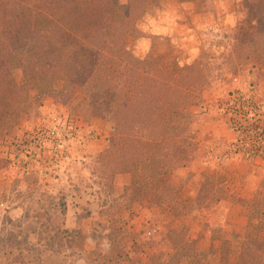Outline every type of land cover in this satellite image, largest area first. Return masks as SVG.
<instances>
[{
	"label": "trees",
	"instance_id": "16d2710c",
	"mask_svg": "<svg viewBox=\"0 0 264 264\" xmlns=\"http://www.w3.org/2000/svg\"><path fill=\"white\" fill-rule=\"evenodd\" d=\"M242 1L255 28L248 35L232 36L225 60L231 73L247 63L264 67V0ZM159 2L126 0L111 17L110 0H0V137L11 144L8 134L16 120L10 115L18 112L29 89L44 83L50 94L69 99L77 83L82 94L76 104L79 117L84 121L104 117L111 129L107 147L96 155L101 175L110 183L117 174L130 175L110 205L119 203L126 211L134 205L179 202L181 186L172 183L173 171L187 165L198 147L190 107L198 104L212 70L220 68L201 54L181 64L175 58L164 61L153 47L144 56L133 53L128 39L139 36L141 14ZM15 57L21 83L10 66ZM231 97L241 98L238 93ZM6 157L0 155V163ZM257 208L261 211L256 216ZM248 210L236 264H264V202L255 199ZM55 228L56 238L71 232ZM175 238L180 244L170 255L172 264L192 254L180 252L185 245L182 233ZM122 259L119 253L113 258Z\"/></svg>",
	"mask_w": 264,
	"mask_h": 264
},
{
	"label": "rangeland",
	"instance_id": "374dc122",
	"mask_svg": "<svg viewBox=\"0 0 264 264\" xmlns=\"http://www.w3.org/2000/svg\"><path fill=\"white\" fill-rule=\"evenodd\" d=\"M125 1L110 0L109 15L117 16ZM137 27L139 36L129 38L127 41V46L136 56H144L153 47L155 54L166 62L175 58L183 64L193 61L201 54L204 55L203 57H210L211 64L219 65L220 68L212 70V79L203 88L198 104L190 107L195 132H197L199 106L202 105L203 96L210 94L213 89L220 90L236 81L246 80L256 68L264 71L262 66L247 63L240 66L236 73H231L225 64L230 44L233 41L232 36L248 35L255 28V20L245 15L242 0H160L158 5L147 8L141 14ZM10 66L15 80L21 83L22 74L17 66L16 57L10 61ZM231 95L233 91L227 95L226 99L221 98L217 104L223 116L227 113L223 104L229 102ZM81 100L82 94L77 83L73 85L69 99H59L50 94L44 83H39L37 88L29 89L19 101L18 112L10 115V119L16 120L8 134L12 138L11 144L4 143L3 138L0 137V155L7 156L0 163V213L7 204L4 203L8 200L6 197L10 196L14 187L18 186L21 180L20 175L25 173L24 169L30 164V169L36 166L39 171V177L33 181H38V185L43 184L48 187L44 189L52 187V191L45 192V204L43 210L39 212L45 218L53 215L54 221L51 220V225L45 221L42 223L40 230L44 234L40 239L45 241L47 246L58 249L63 248L64 250L68 245L69 247L74 246L70 251L74 253L73 260L76 264H84L83 258L78 257L81 253L77 251L83 243V237H80L81 229L67 234L60 233L59 237L62 239L58 236L56 238L54 234L51 238H47V234L56 231L55 226L61 230L60 210L61 206H66L67 201L71 200L70 192L89 191L97 194L102 203L106 205L100 212L107 216L105 223L101 224L103 227L94 226L92 230L96 245L92 254L93 264H120L113 258L116 253H119L121 257L124 253L126 254L121 247H127L125 249L128 251L122 261L127 256L131 257L132 264L134 261L137 264H172L170 255L174 254L176 245L178 249L180 244L177 241L179 238H175L178 233H182L185 243L180 252L185 254L192 252V254L190 257L179 259L180 262L175 261L174 264H236L240 244L246 232L242 217L250 204L246 205L241 199L242 190L231 188V183L236 177L231 181L227 179L223 183L224 180L221 181L220 177L217 178L209 173V166L200 162L197 157L199 155L197 147L194 158L191 160L189 175L184 177L187 170L181 169L182 167L174 169L176 173L172 183L175 186H181V189L188 184L183 192H179L177 204L160 207L145 205L143 208H134L129 211L124 210L122 206L119 207V203L110 207L113 198L112 191H120V186L115 188L114 179L110 183L106 175H101L100 160L96 159V154L82 153L84 151L82 144L85 139L101 136L108 140L111 129L104 117L90 121L81 119L79 107L76 106ZM227 122L228 128L235 132L228 120ZM237 138L238 136L231 141V149H228L227 156L237 157L234 156L236 154L242 159L254 158V156L247 157L241 152L234 151L233 143ZM71 152L76 153L73 160H70ZM75 163L80 169L74 168ZM82 165L86 168L83 169ZM74 171L77 174H72L73 177L69 176V173H74ZM179 173L182 176L177 179L180 176ZM65 175L68 176L69 183L61 184ZM109 183L113 189L111 186L108 187ZM236 185L240 184L236 182ZM260 196L264 202V189L260 190L258 197ZM216 198L218 201L220 198L226 200L230 205L216 207L214 204L210 210V203ZM52 202H55L53 209H51L52 206H48ZM3 203L4 206L1 205ZM34 209H37V206ZM257 209L254 212L256 216L257 211H261ZM119 214H128V216L122 221L120 218H115ZM57 218H60L59 221ZM261 219L264 220V215ZM28 224L29 222L16 234L10 232L5 234V230L2 231L0 247H11V243L18 241L17 237L21 231L31 229ZM16 226L21 227V221ZM20 235V242H22L24 241L23 234ZM108 237H110V242ZM108 242L111 243L108 246L110 252H107ZM79 244L80 247H77ZM23 251L20 250L18 254H0V261L3 257H7L8 261L10 259L20 261L19 258ZM40 255L41 252L32 250L24 257L30 262L28 264H41L43 257ZM57 257L61 261V258ZM55 259L48 257L47 261ZM127 261L130 262V258Z\"/></svg>",
	"mask_w": 264,
	"mask_h": 264
},
{
	"label": "crops",
	"instance_id": "0c3cea01",
	"mask_svg": "<svg viewBox=\"0 0 264 264\" xmlns=\"http://www.w3.org/2000/svg\"><path fill=\"white\" fill-rule=\"evenodd\" d=\"M263 69L256 68L252 73L249 74L246 80L236 81L231 83L230 86L223 89L211 90L210 94H207L202 97V105L199 106L200 108V116L198 121V126L196 127L197 132V139H198V154L196 156L200 159V162L204 163L205 165L209 166L208 172L214 174L215 177L219 178L220 180L225 183L228 180H235L231 183V188L240 189L243 193L240 195L241 199L248 205L251 204L252 201L255 199L259 201H263V198L260 196V190L264 189V154L254 156L251 159H242L240 155L234 154L237 157L227 156L228 149H231V141L238 136L234 131L228 128V118L226 115H222L218 110V102L221 98L226 99L230 92L233 91L234 93L241 94L243 97L251 100L253 104L258 106V110L261 112V120L264 123V74L262 71ZM22 121V120H21ZM20 124V123H19ZM84 151L82 153H93L98 154L103 151L107 146V139L101 137H96L93 139H85L84 143L82 144ZM202 149V150H201ZM201 150V151H200ZM73 151V149H72ZM81 151V150H80ZM75 152H71L70 160H73L75 157ZM80 154V152H79ZM81 155V154H80ZM79 162V161H78ZM190 161L187 165L183 166L181 169H186L185 173L186 177L189 172ZM30 164L24 169L25 172L23 175L21 174L19 178H21L17 187H14L13 191L11 192L10 196L6 197L8 200H5L4 203H7L4 206V203L1 204L4 206V209H1L3 212L0 213V237L2 236V231L5 230V234L10 232L11 234L19 233V229L25 224L29 222V226L31 229L23 230L20 232L24 241L20 242L21 235L18 234V241L11 243V247H0V254H18L20 250L24 251L21 253L19 258L20 261L16 260H9L7 257H3L0 264H21V263H30L25 255H28L32 252V250L36 252H41V264H76L74 259V253L70 251L71 247L74 246L68 245L66 241V246L63 248H55L53 246H47L45 241H42L40 237L44 232L40 230L42 223L48 222V220L40 213L43 210L44 206V194L47 191H52V187L50 189H44L47 187L46 185H38V181H33L39 177V171L37 167H32L30 169ZM74 168H79L77 163L74 164ZM82 168L85 169L86 167L82 165ZM80 169V168H79ZM89 169V168H88ZM175 171L172 174V180L175 179ZM72 174H77L75 171L74 173H69V176ZM180 174V173H179ZM232 175V178H231ZM182 176L177 177L179 179ZM195 177V176H194ZM65 175L64 181L61 184L69 183V178ZM130 175L128 173H120L114 177L113 186H120V191H112V196H119L122 191L123 187L129 183ZM188 180V179H187ZM186 180V181H187ZM236 182L240 185L237 186ZM188 184H186L187 186ZM184 186V188L186 187ZM48 188V187H47ZM181 189L180 192H183ZM199 186L197 187L198 190ZM113 189V188H112ZM226 190H228L225 187ZM38 191V192H37ZM32 193V195H31ZM37 193V194H36ZM36 194V195H35ZM70 201H67V205H64V210H60L62 214L61 219V229L66 230L68 232H73L75 230L81 231V238L83 237V243L80 247V244L77 247L78 257L83 258L84 264H93V252L96 248L95 240L93 238V227H103L101 226L102 223H105L106 215L102 214L100 211L106 205L102 203L99 199L98 195L94 194L93 192H70ZM262 198V199H261ZM218 198L214 199L210 203V210L212 207L215 206H229L230 203L226 200H217ZM55 202L48 204V206H52L53 209ZM249 204V205H250ZM209 205V204H208ZM37 206V209H34ZM144 207L139 206L137 208ZM135 208L132 206V209ZM40 211V212H39ZM246 213H241L244 215V223L245 226L248 223V219L250 217V211L248 207L246 209ZM239 214V215H241ZM238 215V216H239ZM128 216V214H119L115 216V218H120L122 221L124 218ZM55 218V217H54ZM60 218H57L59 221ZM236 219V218H235ZM50 220L54 221L53 215L50 217ZM237 220V219H236ZM259 219H255L254 222L258 221ZM21 221L22 226L17 227L16 224ZM47 234V238H51V235ZM123 236V235H122ZM86 240V242H85ZM110 242V237H108ZM89 241V242H88ZM107 243V252L108 246L110 243ZM53 247V248H52ZM122 250L128 253V251L121 247ZM49 253H51L49 255ZM124 253V255H126ZM123 255V257H125ZM61 258V261L58 257ZM45 257H52L56 258L54 261H47ZM63 258V261H62ZM128 262L127 260H129ZM125 258V260L120 261V264H132L131 257ZM59 260V261H58ZM134 264H137L134 261Z\"/></svg>",
	"mask_w": 264,
	"mask_h": 264
},
{
	"label": "built area",
	"instance_id": "2783aa9c",
	"mask_svg": "<svg viewBox=\"0 0 264 264\" xmlns=\"http://www.w3.org/2000/svg\"><path fill=\"white\" fill-rule=\"evenodd\" d=\"M239 98H230L225 103V115L230 126L238 135L233 143L234 151L242 155L253 157L264 154V123L261 120V112L258 106L241 94Z\"/></svg>",
	"mask_w": 264,
	"mask_h": 264
}]
</instances>
